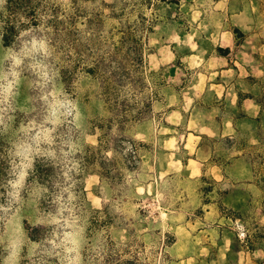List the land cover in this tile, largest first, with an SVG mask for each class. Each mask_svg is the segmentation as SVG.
<instances>
[{"label":"rangeland","instance_id":"rangeland-1","mask_svg":"<svg viewBox=\"0 0 264 264\" xmlns=\"http://www.w3.org/2000/svg\"><path fill=\"white\" fill-rule=\"evenodd\" d=\"M112 1L34 0L8 46L0 18V264H256L226 253L234 211L264 225L261 107L235 92L264 95V0H129L128 38Z\"/></svg>","mask_w":264,"mask_h":264},{"label":"trees","instance_id":"trees-1","mask_svg":"<svg viewBox=\"0 0 264 264\" xmlns=\"http://www.w3.org/2000/svg\"><path fill=\"white\" fill-rule=\"evenodd\" d=\"M150 4V0L147 1ZM74 3V2H73ZM129 0H113L111 3H104L103 6L107 8L112 14H115V17L119 18V28L122 30L123 34L128 38L130 37L131 26L126 23V21L122 20L123 12L128 7ZM158 4H163L167 6V8L178 9L181 10V6L183 5L182 0H158ZM154 6V5H152ZM137 7L131 12L130 16H135L134 18H139V14L136 10ZM3 12L6 13L5 17L1 18V38L4 46H8L11 44L12 39L16 36L22 27L26 24L21 23L20 20L27 22V17H29L32 22H37V6L35 5L34 0H6L5 5L3 7ZM178 19V18H177ZM157 18L150 17L147 20L146 25H140L142 33H152L155 25L157 24ZM167 28H170V31L175 33L177 30V26L174 24L176 20L173 19H165ZM137 25L135 28H138ZM233 34H239L243 36L242 33L238 31V29H233ZM223 52V56L229 53V49H221ZM260 80H257V83ZM236 88V86H235ZM240 88V87H239ZM237 96L236 106L240 107L242 100L248 98L255 100L261 107L259 115L254 118V122L257 124V134L260 137L261 131L264 128V95L263 97H258V95L250 93V95L243 94V92L236 88L235 90ZM206 138V137H203ZM7 144V139L0 133V188L2 186L3 181L5 180L6 171L4 167L5 153L4 148ZM52 167H46L45 169H40L35 167V172L37 173V178L43 184H48L50 178L53 175ZM248 211L236 210L231 216L234 220H239L243 227L242 237L240 234L236 233L233 237H229L230 244L228 251L226 253V259L228 262L235 259L238 254L242 252H261L263 254L262 257L254 260L256 264H264V225H261L257 222L253 223V230H249L247 224L249 223ZM264 216V210L261 214ZM126 263L131 264L130 261H126Z\"/></svg>","mask_w":264,"mask_h":264}]
</instances>
